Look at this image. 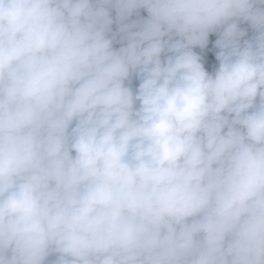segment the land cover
Instances as JSON below:
<instances>
[{
    "label": "clouds",
    "instance_id": "obj_1",
    "mask_svg": "<svg viewBox=\"0 0 264 264\" xmlns=\"http://www.w3.org/2000/svg\"><path fill=\"white\" fill-rule=\"evenodd\" d=\"M0 264H264V0H0Z\"/></svg>",
    "mask_w": 264,
    "mask_h": 264
},
{
    "label": "trees",
    "instance_id": "obj_2",
    "mask_svg": "<svg viewBox=\"0 0 264 264\" xmlns=\"http://www.w3.org/2000/svg\"><path fill=\"white\" fill-rule=\"evenodd\" d=\"M215 39H216L215 35H212V36L210 37V40L213 41V42H214ZM211 47H212V45H211V43H210L209 48H211ZM214 63H216V61H215V53H214V52H208V53H207V63H206V67L211 68V66H212Z\"/></svg>",
    "mask_w": 264,
    "mask_h": 264
}]
</instances>
